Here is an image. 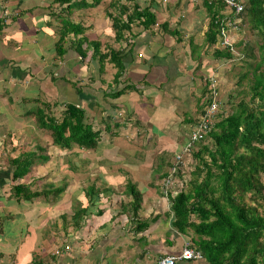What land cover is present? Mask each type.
<instances>
[{
	"label": "crops",
	"instance_id": "obj_1",
	"mask_svg": "<svg viewBox=\"0 0 264 264\" xmlns=\"http://www.w3.org/2000/svg\"><path fill=\"white\" fill-rule=\"evenodd\" d=\"M136 1L141 7L149 4L150 10L155 12L156 23L147 29L133 27L132 42L126 47L124 42L114 40L108 29L109 22L102 28L112 37L114 43L110 40L108 43L113 48H129L123 58L125 67L119 77L121 80L114 82L111 79L112 83L106 84L101 74L107 72L110 77L115 71L109 63L104 64L103 72L93 71L91 77L94 81L89 83L72 80L73 72L68 71L67 66H57L58 60L64 59L54 56L55 31L51 25L56 26V21L52 15L54 10L51 9V0H0V264H154L159 256L177 254L183 244L189 242L187 236L171 226V216L167 215L168 207L164 206V197L159 189L154 191L157 188L155 185L150 184L154 179L150 177L151 169L140 174V169L134 167L136 161L131 158L136 149H152L155 145L156 149L170 153L172 151L168 150L172 146L176 151L184 141L185 137H181L176 125L169 123L171 117L168 118L166 108L171 105L168 101L185 98L189 94L190 85H195L191 76L192 71H195L192 66L196 63L194 54L206 56L207 48L202 43L208 17L202 0ZM3 9L8 11V15L3 14ZM83 11L87 10L84 8ZM89 21L94 23L97 20ZM162 22L167 24V29L177 30L175 37L160 29L158 24ZM190 44H196L197 47L193 54L190 53L191 49L188 50ZM182 56L186 58L182 60ZM177 57L180 58L179 63ZM200 67L202 69L203 65ZM57 69L59 75L55 73ZM159 69H163V72ZM140 70L142 72L139 76H135L138 79L130 75ZM203 75L201 73L200 80ZM140 80L147 89L142 88V97L136 100L132 96L138 90L133 92V88L139 86ZM75 87L80 91L77 92ZM120 88L123 91L113 99L103 95L106 89ZM153 92L157 94L152 95L149 104L152 112L138 114L134 111L132 104L136 102L144 107ZM163 95L168 96L169 100H163ZM50 99L57 103L79 104L85 108L88 116L93 117L94 124L103 128L98 141L99 148L113 149L115 154L117 151L122 154L127 150L132 152L124 158L109 162L108 172L102 170L100 174L88 175L83 181L84 186L80 185L73 191L66 187L60 195L62 198H57L59 201L44 196H36L26 202L16 201L11 197V188L21 179H11L12 160L25 153L23 144L27 145V150L30 149L29 153L40 149L38 143L33 142L29 136L23 135L20 138L22 126L35 124L33 115L29 114L31 109L28 104L37 103L36 106L41 107L42 102H50ZM93 105L95 109H91ZM197 111L198 107L192 115L180 117L179 122L195 118ZM129 114L137 119L131 129L128 127ZM147 115L150 127L145 129L138 124V120L141 118V122H146ZM104 117L113 120L109 128ZM132 134L135 140H132ZM44 152L49 155L47 150ZM114 153L111 156H116ZM96 156L99 155L94 154L89 160L94 161ZM64 159L59 156L58 161L63 162ZM49 162L50 157L44 162H36L42 168L31 174L30 178L44 176L43 180H46L45 168ZM95 162L99 164L101 160ZM122 165L129 170L127 175L121 171ZM111 173H118V176L114 177ZM121 174H124L125 179ZM65 177L68 180L67 175ZM29 179L24 177L22 181ZM91 180L95 181L98 188L108 189L110 185L116 189H99L97 196L88 199L83 189ZM127 180L141 194L136 212L130 207L131 195L125 188ZM145 186L151 191L146 193L147 196L142 195ZM71 198L76 201L74 207ZM81 207L87 209L84 214L79 217L73 215V210ZM96 209L100 213H96ZM142 220L148 222L142 224ZM64 245L68 248L64 249Z\"/></svg>",
	"mask_w": 264,
	"mask_h": 264
},
{
	"label": "trees",
	"instance_id": "obj_2",
	"mask_svg": "<svg viewBox=\"0 0 264 264\" xmlns=\"http://www.w3.org/2000/svg\"><path fill=\"white\" fill-rule=\"evenodd\" d=\"M101 2L51 0V9H56L53 5L58 8L57 14L52 15L59 23L54 30L55 36L58 35L54 43V56L57 59L62 58L66 49L60 42L71 34L73 38L67 46L80 58H85L87 51H91L89 57L96 61L99 73L103 72L105 63H110L115 69L112 79L116 82L124 71L123 58L129 48H113L105 39L87 37L84 32L89 26L84 27L80 22L74 23L70 17L73 11L93 8ZM243 4V9L238 14L239 25L248 23V30L254 36L251 40L257 51L255 57L249 38L238 42L242 52L238 54L243 56L242 64L250 68L240 74L236 82L245 78L247 91L229 95V112L217 113V120L206 134L208 141L203 137L192 143L186 154L194 160L189 175L184 177L183 160L182 167L176 172L180 186L176 188L175 193L168 192L166 195L167 215L171 216V226L178 233L189 237V246L201 253L206 264H264V0H243ZM204 5L208 21L202 44L220 45L218 41L221 36H218V31L224 22V8L217 0L213 3L204 1ZM102 9L114 40L124 42L125 47L132 42L133 27L147 29L156 23L155 12L150 10L149 4L141 7L135 0H109ZM227 16L232 19L235 15L228 11ZM166 25L164 22L158 24L162 31L175 35L177 30L167 29ZM195 45L191 46V54L194 53L192 47ZM232 47H235V43L229 40L227 45L214 48L212 57L230 59ZM246 59L255 61H249L247 64ZM194 65L196 69L200 62ZM88 80L94 81L91 74ZM202 81L203 96L209 92V78L205 77ZM75 90L80 91L77 87ZM121 91L122 88L106 89L103 95L113 99ZM200 99L201 96L195 101L197 113L201 112L203 105L208 102L205 97L203 101ZM55 105L59 108L58 114L52 110ZM29 112L33 115L35 125L48 131L51 144L56 146L59 152L56 154L58 158L62 156L68 162L71 155H78L80 151L100 154L98 141L103 128L98 127L97 123L94 124L93 117H89L81 105L70 102H42L41 107L36 106ZM182 121L183 123L179 122V133L187 135L194 118ZM182 143L176 151L166 156H157L161 159L158 164L155 163L156 167L151 168L152 175L156 174L160 179L167 175L174 155L181 154ZM42 152L40 147L39 151L27 156H22L24 153H21L12 160L11 179H21V182H16L11 188V197L16 201L26 202L36 196L54 200L64 192L67 186L65 175L61 177L58 185L43 180L44 176L22 181L30 171L29 166L34 164V156ZM43 155L40 156L42 162L50 157L45 153ZM69 169V174L77 172L75 164ZM87 177L88 175L84 178ZM94 180L89 181L83 189L88 199H92L93 195L97 196L99 189L110 191L106 187H96ZM40 184L43 186L40 187ZM150 184L154 185L153 181ZM155 186L157 189L162 187L161 184ZM125 188L131 195L130 207L135 211L139 206L141 194L129 180L126 181ZM85 210L86 207L77 208L73 210V215L79 217ZM95 212L100 213V210L96 209ZM74 218L73 216V220ZM143 222L148 221L142 220V224Z\"/></svg>",
	"mask_w": 264,
	"mask_h": 264
},
{
	"label": "rangeland",
	"instance_id": "obj_3",
	"mask_svg": "<svg viewBox=\"0 0 264 264\" xmlns=\"http://www.w3.org/2000/svg\"><path fill=\"white\" fill-rule=\"evenodd\" d=\"M101 1L102 2L99 5H97L96 7L85 8L87 11H83V10L73 11L71 13L70 17L74 21V23L80 22L81 25H83L84 27L89 26L88 28H86L85 33H86V35L93 37L92 39H94V38L106 39L107 41L110 40L111 43H114L112 40V37L106 33V30H102V28H104L106 25H108V19L105 15L104 9H102V8H103V5L109 0H101ZM53 8H56L53 11L54 14L56 12H58L57 11L58 8L56 6L53 5ZM87 12H90V13L88 14ZM60 15H61L60 18H62L63 17L62 13H60ZM90 19H93V20L96 19L97 21L96 22L94 21V23H92L89 21ZM104 20L107 21V23ZM54 21H56L55 22L56 26L59 25L57 20H54ZM87 22H90V23L88 25L84 24ZM238 23H239V20H238L237 24ZM56 26L51 25V29L55 30ZM169 36H170V34H169ZM173 36L175 37V35H173ZM226 36H227L226 37L227 39H229V40H231V42L235 43V47L231 48L232 58L227 59V60L223 59V58L214 59L212 57L213 49L216 47L220 48L222 46L215 44L213 46L206 47L207 46L206 45L205 48H207V50H206V56L205 57L201 56L199 54H194V58H195L196 62H200V66L203 65L204 68L202 67V69H200L201 67L198 66L197 68H199V69H193L195 71H192L193 74H191V76L195 80V85L194 86L190 85L189 94L185 98L184 97L182 99L178 98V99H176V101H173V102L168 101L169 100L168 96L167 97L165 95L161 96L163 98V100H166L171 104L166 108V113L169 114L168 118L171 117L169 123L175 124L176 129L179 128L178 127L179 126L178 125L179 118L184 116V115H192L193 111L196 109V104H195L196 98L202 96V89H203L204 84H203V81L200 80L201 78L199 79V77L201 76V73H204L203 78L209 77L212 79L211 87L215 91L214 98L216 100H218L217 102L219 103V108L217 107L218 112L223 111L224 114L229 112V110H230L229 103H228L229 102V100H228L229 95H235V93L239 92V91L241 93H244L247 91V81L245 78H243L240 82H236V79L238 78V76L250 68V67L242 64L243 56H240L238 54V52L242 53L241 47L239 46L238 42L241 40H245L246 38H249V41H250L251 38H253L254 36H252L251 33L249 32L247 22H243L239 26L236 25V27H231L229 30L226 31ZM57 38H58V35L53 37L54 43L57 40ZM72 38H73V35L69 34L66 36L65 40L60 42L62 44L61 46H63L64 49H66V51L62 55L63 58H61L62 60L64 59V61L58 60L57 66H59L60 64L62 67L67 66L68 71L73 72V74H72L73 78H71L72 80L79 81V83L82 81H84V83H86V82L89 83V80H88L89 77L88 76L90 74L92 75V72L97 70L96 61H93V59H91L89 57L91 51H87L85 58H80L78 55H76V53L71 48H69L67 46L68 44H70L69 42L71 41L70 39H72ZM250 45L253 46L254 55H255V57H257L256 56L257 51L255 49V46L252 43V40H251ZM115 47L119 48V46H115ZM190 49H191V44L188 47V50H190ZM196 49H197L196 47H192V50H196ZM184 58H186V57L182 56L181 59L183 60ZM59 61H61V62H59ZM179 61H180V58L177 57V62L179 63ZM246 61H247L246 63L248 64L249 61L251 63H253V61H255V60L254 59H246ZM192 66L195 68L196 65H192ZM59 69H57V71H55L56 75L60 74ZM159 70L161 72H163V69H159ZM187 70H190V69H187ZM185 71L186 70H182V72H185ZM74 72H75V74H74ZM141 72H142V70H140L136 73L133 72L130 75L134 79H138V78H135V76L136 77L139 76V73H141ZM74 75H76L78 78L76 79V77ZM120 75H122V74H120ZM101 76H102L101 79H103V81H105L106 84L112 83V81H111L112 78H110L112 76L109 77L107 72L102 73ZM133 78H130V79L133 80ZM119 80H121V79L117 78L116 82H118ZM140 82L141 83H139V86H134V88H133V92L138 90V92H135V94L132 96L133 99H136V100H139V98L142 97V94L140 93L142 91V88H143V90L147 89V87L144 84H142L143 81L140 80ZM153 94H157V93L153 92L151 94V96L148 99V104L144 105V107H142V105H139V103H136V102H135V104H132L131 107H133L134 111H136L138 114H144V113L149 114V113H151L153 109L149 104H151V102H152V98H153L152 95ZM245 96H248V95L245 94ZM51 101H52V99H50V102ZM36 104L35 103H29L28 106L30 107L31 110H33L36 107ZM25 107H27V105ZM93 108L95 109L94 105L92 106L91 109H93ZM52 110H54L55 114H58V112H59V108L57 105ZM20 111L22 112L23 110L20 109ZM29 114H30V116H32L31 113H29ZM109 114L110 113H108V115ZM129 115H130V120H129L128 127H129V129H131L132 123L135 122L137 119L134 118L135 117L134 115H131V114H129ZM147 118H148V115L145 118L146 122H144V121L141 122L142 121L141 118H140V120H138L140 122L138 124L143 125L144 126L143 128H145V129H148V127H150L149 124H147V122H148ZM103 119H105L104 121H105V124L107 126L113 125L112 119H107L106 117H104ZM121 120H124V118H122ZM114 122H115V120H114ZM165 127H164V129H165ZM105 130L107 131V128ZM20 132H21L20 138H22L23 135L24 136L27 135L32 139L33 142L38 143V145L43 149L42 153H40L37 156L35 155L36 157L34 156V164L29 166L30 171L27 173V175H25V178L29 179L31 174H34L36 170L42 168V166L38 167V165H36L35 163L36 162H39V163L42 162V161H40V158H41L40 156H42L45 153L44 151L47 150L48 151L47 153H49V156L51 159V163L49 162L47 164V167L45 168V169H47V171H46L47 174H46V178H45L46 181H50V183H53V185H58L59 181L61 180V177L64 175H67L68 180H67V186L66 187L67 188L69 187V189L71 191H73L74 189H76L80 185H82V186L85 185L83 183V181L85 180L84 177L86 175L93 176L94 173L100 174L102 170H104L105 172H108V169H109L108 163L109 162H112L115 159L124 158V157L128 156L130 152H132V150H127L126 152H124L122 154L121 151H117L115 154L113 149L103 148L101 146L99 149L96 148V149H98L100 154H99V156H96L94 161L89 160V159L93 158L94 153L89 152V151H86V152L80 151V152H78V153H80L78 155H73V156L71 155L70 160L68 162L66 160H63V162H62V160L58 161V157L56 154H58L59 152L57 150V147L51 144L50 139L48 138L50 136L47 134L48 131L43 132L42 130L39 129V127H37L33 123L30 125L22 126ZM178 132H179V129H178ZM180 135L182 137L184 134H180ZM127 136L130 137L129 135H127ZM106 137H108V136H106ZM184 137H185V135H184ZM131 138H132V140L133 139L135 140L136 137L132 134ZM204 140L208 141L206 136L204 137ZM156 143L157 142L155 141V144ZM97 144H98V142H97ZM22 147H24L23 149H25L23 151L25 153L22 156H27V155L32 154L33 150L31 151V153H29L28 150H30V149L27 150V148H28L27 145L23 144ZM156 148H157V146L155 145L152 149H136L135 150L136 152H134V157L131 159H134L136 161V164L134 167L136 169H140V174L145 173L144 171L149 170L152 167H156L155 163L158 164L160 162V159H161L160 157H157V156H160L162 154H164V156H165L167 154L172 153L176 149L175 147L172 146L171 149L168 150V151H172V152L167 153L166 151H163V150L161 151V150H158ZM74 151H76V150H74ZM112 153H114V155H116V156H111ZM43 156H45V155H43ZM47 159H49V157ZM83 159H87V160L84 162V161H82ZM182 159L184 160V167H183L184 177H186L187 175H189V171L194 164V160L191 157H189V155H186V154L182 155ZM95 160H98V161L101 160L100 163H102V165L100 163L96 164ZM79 161H81V162H79ZM58 162L60 164H58ZM139 162L143 163V165H142L143 167L140 166ZM74 163L77 165L76 166L77 172L75 171L76 175L67 173L68 170H70L69 167L73 166ZM110 167H111V165H110ZM121 167H122L121 171H125L124 174L127 175L126 172L128 173V171H129V170H127V167L124 165H122ZM161 167H162V165H161ZM167 168L168 167H166V169ZM77 174H79V176H77ZM124 174H121L123 179H125ZM47 175H48V177H47ZM111 175L114 177H117L118 173L117 174L111 173ZM119 175H120V173H119ZM155 176H156V174H154L152 176L150 175V177H154V179L152 180L154 185H160L161 179H159L158 177H155ZM42 186H43V184H40V187H42ZM137 188L140 189V187H137ZM109 189L115 190L116 188H115V186L109 185ZM144 189H145V192L143 191L142 195L147 196L146 193L148 194L151 191L146 186L144 187ZM154 189H155L154 190L155 192L161 190V188L159 190L157 188H154ZM118 190H119V188H118ZM151 190H153V189H151ZM161 195L164 197L162 192H161ZM60 198H62V197H60ZM73 198H74V195H73ZM73 198H71V200H73V202H74L73 203V207H74L76 201ZM57 200L59 201V199H54L52 201H57ZM67 204H68V202H67ZM164 206L165 207L167 206L166 197H164ZM186 240H189L188 236H187Z\"/></svg>",
	"mask_w": 264,
	"mask_h": 264
},
{
	"label": "built area",
	"instance_id": "obj_4",
	"mask_svg": "<svg viewBox=\"0 0 264 264\" xmlns=\"http://www.w3.org/2000/svg\"><path fill=\"white\" fill-rule=\"evenodd\" d=\"M224 5L230 9H233L234 13H238L242 5L238 0H221ZM3 14L8 15V11L3 9ZM222 31V30H221ZM223 32V31H222ZM227 39L223 37L222 45H226ZM212 81V79H211ZM211 81L209 83V92L207 93L206 102L198 114L197 118L194 120L193 125L191 126L190 131L187 133L184 142L181 147V154L176 153L174 155V161L169 166L167 175L161 179V192L166 197L167 193H175L176 188L180 186L178 179L176 177L177 170L182 167L183 159L182 155L187 154L190 146L193 142L201 140L207 132L211 129L214 122V115L217 110V101L214 98L215 91L211 87ZM181 155V156H180ZM68 247L65 245L64 249ZM194 261L197 264H206L203 260L201 253L198 250H194L189 246V242H185L177 254H164L159 256L154 264H179V262H184L185 264L193 263Z\"/></svg>",
	"mask_w": 264,
	"mask_h": 264
},
{
	"label": "clouds",
	"instance_id": "obj_5",
	"mask_svg": "<svg viewBox=\"0 0 264 264\" xmlns=\"http://www.w3.org/2000/svg\"><path fill=\"white\" fill-rule=\"evenodd\" d=\"M192 1H195V0H191V2ZM203 2L204 1H209V2H211V3H213V1H215V0H202ZM217 1H219L221 4H222V6H223V8H224V14H225V16H224V22H223V24L219 27V31H218V36H221V39L218 41L219 43H220V46H224V45H222L221 43H222V41H223V37H227L226 36V31L227 30H229L231 27H236V25L237 26H239V23L237 24V22H238V20H239V22H240V16L238 15L239 13H240V11L243 9V0H238L240 3H241V5H242V8H241V10L238 12V13H234V11H233V9H230V8H228V7H226L225 5H224V3L221 1V0H217ZM228 11H230V13H232V14H234L235 16L232 18V19H230V17H228L227 16V12ZM208 17V16H207ZM223 32H222V31ZM227 39V38H226ZM229 43V39H227V43H225L226 45ZM207 78H209V77H207ZM210 81H211V78H209V83H210ZM206 96L207 95H204L203 96V98L205 97L206 98ZM201 101H203V99L201 100ZM216 101H218V100H216ZM218 103V102H217ZM204 106V105H203ZM217 107L219 108V103L217 104ZM203 108V107H202ZM202 110V109H201ZM200 113V112H199ZM198 113V114H199ZM217 113H218V109L216 110V113H215V115H214V122L216 121V117H217ZM198 114L196 115V117L194 118V120L197 118V116H198ZM214 122H213V124H214ZM213 127V126H212ZM212 127H211V129H212ZM185 135V138H186V133L184 134ZM206 136V135H205ZM65 246V245H64ZM67 246V245H66Z\"/></svg>",
	"mask_w": 264,
	"mask_h": 264
}]
</instances>
